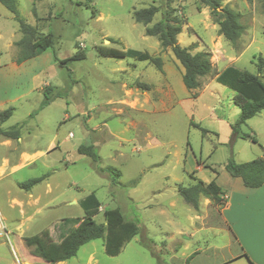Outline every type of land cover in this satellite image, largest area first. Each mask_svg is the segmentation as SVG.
I'll list each match as a JSON object with an SVG mask.
<instances>
[{
    "label": "rangeland",
    "instance_id": "374dc122",
    "mask_svg": "<svg viewBox=\"0 0 264 264\" xmlns=\"http://www.w3.org/2000/svg\"><path fill=\"white\" fill-rule=\"evenodd\" d=\"M16 1L20 16L35 25L39 35L52 32L54 43L28 63V82L24 78L23 83L21 80L15 85L5 84V98L27 87L31 91L23 98L0 105V110L10 105L15 108L4 127L24 122L21 133L25 145L31 149L45 148L54 134L57 141L67 140L48 155L30 162L23 171L1 179L0 187L10 186L15 181L21 183L46 173L47 180L56 186V194H49L56 197V204L49 208V213L53 211L50 220L35 219L13 228V232L25 237V226L29 224L32 229L27 233L31 234L51 224V219L82 217L78 201L94 193L100 202L93 217L97 223H104L105 209L119 208L126 219L138 223L141 233L115 256L104 252L101 239L92 240L81 246L68 259V264H182L185 241L194 242L203 235L213 244H225L229 238L226 233L196 230L211 223L220 204L200 196L198 208L194 209L172 185H192L196 182L192 175L206 180L211 177L210 167L229 176L224 165L230 158L245 162L264 157V109L241 126V133L254 136L256 142L249 137L232 138L231 124L237 121L240 111L232 102L231 90L214 83L213 89L218 91L201 93L215 72L224 66L258 73V57L264 60V0H222L223 5L228 4L240 13L244 29L235 43L218 33L210 9L199 0H171L173 14L181 24L178 43L195 45L191 53L207 52L213 67L194 91L197 97L185 88L181 79L184 69L171 50L161 49L157 38L146 35L145 26L132 17L135 9L159 5L161 0ZM0 14L4 36H9L17 28V22L1 3ZM161 17L158 11L148 26ZM103 47L132 48L158 55L163 69L159 71L149 61L102 56L99 49ZM2 49L1 61L9 63L17 57V47V50ZM80 51L84 52V59L68 61L62 66L58 63ZM34 73L38 76L31 79ZM9 78L11 74L7 73L5 80ZM43 81L51 83L43 88H49L47 93L52 100L42 109L39 105L43 94L36 88ZM145 85L149 89H144ZM32 112L35 114L29 117ZM81 143L95 146L97 161L76 151ZM197 163L202 169L196 170ZM108 167L111 171L105 170ZM43 184L32 186L37 191ZM10 190L12 194L22 192L15 186ZM223 190L231 194L230 189ZM243 197L238 194L237 199ZM5 200L0 189L1 213L8 217L4 212ZM162 209L166 215L160 214ZM248 211L254 210L238 201L232 213ZM177 212L180 230L169 239L167 236H172L174 227L167 224V217ZM255 212L259 214L258 210ZM14 215L15 209L9 212V217ZM260 221L258 217L250 233L257 243L264 241ZM52 225L51 236L55 237L58 231ZM245 234L242 236L246 243ZM1 240L4 244L0 248L9 253L4 235ZM29 249L31 253L32 248Z\"/></svg>",
    "mask_w": 264,
    "mask_h": 264
},
{
    "label": "trees",
    "instance_id": "16d2710c",
    "mask_svg": "<svg viewBox=\"0 0 264 264\" xmlns=\"http://www.w3.org/2000/svg\"><path fill=\"white\" fill-rule=\"evenodd\" d=\"M0 3L12 13L18 24L21 37L14 42L18 48L16 62L21 63L27 59L37 56L43 51L53 46L54 34L48 31L46 34H38L35 25L28 23L20 16L17 10L16 0H0ZM199 3L207 6L214 17V23L218 25V33L231 43H235L243 32V25L240 22V13L232 9L228 4H222V0H199ZM160 11L162 17L157 22L148 26L152 22L154 15ZM35 15V8L32 7ZM171 0H161L159 5L151 4L148 7L135 9L132 12L133 19L145 26L146 35L155 36L161 49L169 48L175 59L182 65L184 71L181 75L185 88L192 92L191 96H196L194 92L201 85L202 77L212 71V64L209 54L205 51L191 53L195 45L181 46L177 41V35L181 32V24L173 14ZM102 56L117 58H132L136 61H149L159 71H162V59L158 55H151L146 51H139L132 48H100ZM84 52H76L71 56L58 60L62 66L68 61L84 59ZM257 74L247 70L239 69L233 65L226 66L215 77V81L234 92L232 102L239 107L240 113L235 123L231 124L232 138L249 137L252 142H256L254 136L241 133V126L248 119L257 115L264 109V60L261 56L256 62ZM260 76L263 79L260 80ZM149 89V86H143ZM49 88L43 90V99L40 108L47 106L52 100L48 96ZM13 106L0 110V122L7 120L13 113ZM191 124L198 126L191 122ZM203 132L206 130L202 129ZM0 134L6 137L15 138L18 136L17 129L4 131L0 129ZM79 154L90 157L97 161L99 156L93 144H79L76 148ZM227 173L233 177H239L242 184L247 188H257L264 183V157L254 158L250 161L236 162L233 158L228 159L224 165ZM111 171V168H105ZM113 171V170H112ZM119 172H116L118 175ZM46 175L28 179L19 183V187L29 189L32 185L41 181ZM178 194L183 200L194 209L198 208L199 197L208 198L211 202L220 204L223 201V191L214 181L204 183L196 180L189 186L179 185ZM83 210L82 217L63 218L56 225L57 239L61 240L56 244L51 240L48 230H43L38 234L23 237L24 244L31 247V254L46 261H64L74 257L79 248L84 244L101 239L104 252L109 256L120 253L122 248L137 234L141 233V228L137 222L125 218L119 208L105 209L103 211L104 223H97L94 215L99 211L100 202L94 193L86 195L78 201Z\"/></svg>",
    "mask_w": 264,
    "mask_h": 264
},
{
    "label": "crops",
    "instance_id": "0c3cea01",
    "mask_svg": "<svg viewBox=\"0 0 264 264\" xmlns=\"http://www.w3.org/2000/svg\"><path fill=\"white\" fill-rule=\"evenodd\" d=\"M10 12V11H9ZM11 13V12H10ZM12 14V13H11ZM0 16H2L0 14ZM13 17V15H12ZM33 25V24H32ZM3 26L0 23V40H3L4 43L0 42V54H2V48H15L14 42L17 41L21 37V33L17 28H14L12 32H10L9 36H4ZM194 42V40L190 41L189 43ZM187 46V45H186ZM17 50V49H16ZM44 52V51H43ZM42 52V53H43ZM42 53L38 54L35 57L27 59L21 63L16 62V58L10 60L9 63L5 61H1L2 57L0 56V105L2 106L6 101H13L24 96L28 95L31 91V88H25L22 91L15 93V95H11L12 97L5 98L3 95L4 86L5 84L15 85L18 84L19 81L22 80L24 82V78L28 82V68L27 65L30 61L37 59ZM53 61L55 60L54 57ZM226 66L222 69L215 72L213 77H211L209 83L204 85L201 93H205L210 91L211 93L213 90L218 91L214 88L215 77L218 73H220ZM163 69V68H162ZM11 74V78L9 80H5V76ZM37 73H34L31 79L37 78ZM41 85L36 89L39 92L44 90V86L49 85L47 81H43L40 83ZM221 85V84H220ZM56 87V86H54ZM197 90V89H196ZM200 93V94H201ZM199 94V95H200ZM234 92L231 90V97L233 96ZM198 95H196L197 97ZM232 99V98H231ZM12 106V105H10ZM7 108V107H6ZM14 108V106H13ZM5 109V108H4ZM15 109V108H14ZM13 109V112H14ZM43 109V108H42ZM3 110V109H1ZM240 111V110H239ZM13 114V113H12ZM35 113H30L29 117H32ZM12 116V115H11ZM10 116V117H11ZM9 117V118H10ZM8 118V119H9ZM7 119V120H8ZM7 120L0 122V129L7 131L10 129H17L18 136L15 138L6 137L0 134V181L1 179L10 176L15 173H19L23 171L27 166L31 165L33 160L37 158L44 157L48 155L52 150L58 147L62 141L67 140L64 138L62 141H57L56 134H54L49 140L45 148L38 147L35 149H31L30 147L25 145V136L21 133L22 127L25 125L24 122L16 123L11 126H5L4 124ZM70 134V133H69ZM71 135V134H70ZM90 144V143H88ZM77 148V147H76ZM28 159H30L28 161ZM31 162V164H29ZM197 169H202L203 166L197 163ZM212 173L211 177L206 180H202L199 177H195L194 175L191 176L193 180H201L204 183H208L209 181H214L218 186L221 187L223 191V201L219 205V209L217 210L216 217L213 218L210 224L208 225H200L196 230L198 232H203L205 230L215 231V234L218 232L226 233L229 238L226 240V243L223 245H217L209 242L207 239L201 235V237L194 242L185 241L183 242L185 255L183 258L182 264H264V241L263 243H257L250 237L251 229L254 226L253 224L257 222V219H261L259 226L264 233V183L257 188H247L242 184V181L239 177H233L229 174V176H225L222 172L216 171L214 168H209ZM46 174V173H45ZM49 176H45L41 181L38 183H42L43 187L39 190L35 191L34 186H31L29 189H23L19 187V183L15 181L12 185H2L0 189H2V193L6 196L5 204L6 207L4 212L8 213V217L5 214H2L1 208L0 213L5 225L6 230L8 231L7 235H4L7 239L9 244L10 250L9 253L4 252L2 248H0V264H68V259L64 261H46L40 257L34 256L30 253L29 247H26L23 241V236L20 232L15 233L13 232L15 227L20 226V224H26L29 221H34L35 219L44 218L43 220L51 218L52 212L49 213L50 209L53 205H55L56 197L51 198L49 196L50 193L56 194V186L53 185L51 182L47 180ZM222 178V179H221ZM193 184V182L191 183ZM181 183H174L173 188L174 190ZM20 188L22 192H16L12 194L11 187ZM230 189L231 194L227 195L224 193L223 189ZM235 190V191H233ZM178 193V191H177ZM238 194H242L244 197L243 199H237ZM48 197V198H47ZM240 201L241 205L246 206L252 211H248L247 213L243 214H234L232 210L234 205ZM170 206L172 202L169 203ZM151 205V204H149ZM4 205H2L3 208ZM173 207V205H172ZM16 210V216H10L9 212L11 210ZM256 210H258L259 214H256ZM161 215H166V210L162 209L159 211ZM180 213L172 214V217H167V224L172 225L174 227V232L172 236L168 235L169 239L174 237V233H178L180 229L179 226L181 225L180 220ZM198 217V216H194ZM69 218V217H64ZM63 218L58 219H51L52 223L49 225H45L42 228L38 229V231H33L34 233H27L28 230L32 229V224L29 226H25V236H31L34 234H38L45 228L49 230L52 228L55 229V225ZM198 218H195V220ZM201 219V217H199ZM130 220V219H128ZM242 225L239 227V225ZM17 224V225H15ZM27 225V224H26ZM184 226V225H183ZM249 230V233H248ZM49 232V231H48ZM247 232L248 240L245 243V238L242 235H246ZM50 230V238L56 244H59L61 240L57 239V235L52 237ZM182 233V231H180ZM1 239V235H0ZM4 244V241H0V247ZM190 249V250H189ZM87 264V263H86Z\"/></svg>",
    "mask_w": 264,
    "mask_h": 264
},
{
    "label": "built area",
    "instance_id": "2783aa9c",
    "mask_svg": "<svg viewBox=\"0 0 264 264\" xmlns=\"http://www.w3.org/2000/svg\"><path fill=\"white\" fill-rule=\"evenodd\" d=\"M7 234H8V231L5 228V225L3 223L1 213H0V235H7Z\"/></svg>",
    "mask_w": 264,
    "mask_h": 264
},
{
    "label": "water",
    "instance_id": "95a60500",
    "mask_svg": "<svg viewBox=\"0 0 264 264\" xmlns=\"http://www.w3.org/2000/svg\"><path fill=\"white\" fill-rule=\"evenodd\" d=\"M259 78H260V80H262L263 79V76H260Z\"/></svg>",
    "mask_w": 264,
    "mask_h": 264
}]
</instances>
